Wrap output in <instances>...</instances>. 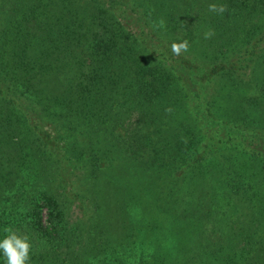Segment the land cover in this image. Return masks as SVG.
I'll list each match as a JSON object with an SVG mask.
<instances>
[{
	"label": "trees",
	"instance_id": "1",
	"mask_svg": "<svg viewBox=\"0 0 264 264\" xmlns=\"http://www.w3.org/2000/svg\"><path fill=\"white\" fill-rule=\"evenodd\" d=\"M9 226L28 264H264V0H0Z\"/></svg>",
	"mask_w": 264,
	"mask_h": 264
},
{
	"label": "clouds",
	"instance_id": "2",
	"mask_svg": "<svg viewBox=\"0 0 264 264\" xmlns=\"http://www.w3.org/2000/svg\"><path fill=\"white\" fill-rule=\"evenodd\" d=\"M208 10L210 12L223 13L226 10L225 5L209 4ZM157 27L164 28L165 22L161 19ZM214 33L210 30L205 33V39H208ZM189 50V42L184 40L179 43L171 44V51L173 55L180 56L182 53ZM5 238L0 240V252L5 258L6 264H28L30 260V252L32 245L27 236L19 235L12 227H5Z\"/></svg>",
	"mask_w": 264,
	"mask_h": 264
}]
</instances>
